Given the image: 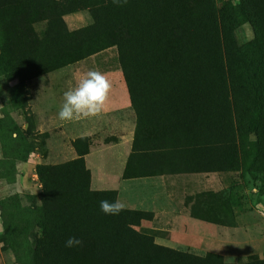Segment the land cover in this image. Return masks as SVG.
<instances>
[{"label":"rangeland","instance_id":"374dc122","mask_svg":"<svg viewBox=\"0 0 264 264\" xmlns=\"http://www.w3.org/2000/svg\"><path fill=\"white\" fill-rule=\"evenodd\" d=\"M94 1L100 0H64L60 6L46 2L41 12L31 2L24 15L16 13V18H23L27 28L31 20L47 15L51 27V18L60 12ZM188 9L191 14L187 16ZM96 15L97 25L102 26L97 29L105 31L102 41L118 42L122 59L130 65L140 130L149 129L151 134L148 142L139 145V150L147 152L136 162L139 175L150 178L126 186L131 190L121 196L130 200V191L134 194L125 209L138 212L140 220L129 228L142 235L149 247L180 255L162 259L158 253H150L148 261L264 264V0H128L124 7L107 0L96 8ZM14 19L0 17V52L7 62L17 56V50L5 49L18 42L14 40L15 25H6ZM192 33L214 35V43L204 54L213 59L211 69L204 68L201 61L197 81L213 82L214 71L221 68L226 96H203V108L199 110L202 118L191 133L187 128L166 129L160 112H166L167 78L175 75L180 79V72L172 71V65L179 64ZM146 62H155L156 66L146 69ZM13 102L15 105L16 99ZM8 118L12 124H0V138L7 141V135L15 133L14 141L19 140L20 146L10 142L12 145L3 148L9 157L0 159V264H37L31 252L39 237V168L70 161V149L67 145H61L58 152L45 148L46 135H33L31 117L22 115L28 123L23 133L12 121L17 118ZM145 122L148 126L142 124ZM105 134L97 132L93 137L113 139ZM167 138L171 150L166 158L159 153ZM85 139L88 143L75 140L72 145L76 155L91 151L88 169L97 172L99 159L106 161L102 169L107 174L118 175L124 164H117L115 157L124 161L126 149L95 147L99 140L93 141L91 148V141ZM30 153L38 156L21 166L18 174L16 161H25ZM80 160L87 169L83 157ZM166 167L168 173L155 178ZM89 170L90 190L114 191L113 181L98 184L96 174L91 182ZM102 200L108 198L91 204L99 213ZM133 244L124 234L117 238V248L123 253L132 250ZM184 255L196 260L189 261ZM123 258L130 264L134 259L138 262L130 252Z\"/></svg>","mask_w":264,"mask_h":264},{"label":"trees","instance_id":"16d2710c","mask_svg":"<svg viewBox=\"0 0 264 264\" xmlns=\"http://www.w3.org/2000/svg\"><path fill=\"white\" fill-rule=\"evenodd\" d=\"M63 1L4 0V2H0V17L15 18L6 21V25H15L14 40L18 41L15 46L5 48L7 51L17 50V56L13 57L12 62H7L4 59V54L0 52V72L8 76H16L22 81L85 58L103 48L115 47L130 107L135 117L133 140L122 176L123 178L145 177L137 172L136 162L138 157L147 151L139 150L138 147L144 141L148 142L151 134H148L149 129L140 130V118L135 109V92L132 91L130 85L131 74L128 71L130 65L127 66L122 59V51L118 42L106 39L109 41L106 44L102 41L105 31L97 29L102 26L97 25L96 8L102 7L107 3V0L86 3L79 8L60 12L51 18V22L54 24L51 27L47 15L31 20L27 24V28L24 27L23 18H16V13L24 15L25 9L28 10V4L31 2L41 12L45 9L46 2L60 6L64 3ZM78 10H86L90 15L91 23L78 31L67 32L61 16ZM190 14V9H188L187 16ZM39 23H43L42 30L35 32L34 26ZM21 26L22 28H20ZM5 37L8 38V35ZM214 41L213 34L192 33L184 47L185 50L179 64L172 65V71L180 72V79L175 75H170L167 78L164 104L166 112L164 109L160 112L166 129L187 128L192 133L193 128L199 125L200 118H202L199 110L201 111L203 108V96H211L210 93L214 97L226 96L225 76L220 71L221 68L219 71H214L213 82L200 84L197 81V72L201 70L198 64L201 61L204 68L211 69L210 65L213 59L206 58L204 54ZM159 62L164 63L163 59H160ZM143 64L146 69L150 70L156 66L155 62ZM215 65L220 67V64L216 62ZM182 77L186 78L182 79ZM145 93L149 94V91L148 93L145 91ZM142 124L148 126L147 122ZM77 140L87 141L85 138ZM167 141L168 138L163 140L160 147L161 153H159L166 158L171 150ZM185 148L186 146L183 145V149ZM85 154L86 152L77 154L75 159L56 166H41L39 168L41 170L39 172L41 204L40 221L36 224L39 237L35 239L34 249L31 252L33 261H36L37 264H124V262L130 264L123 258L130 252L133 257H137L138 262L134 259V264H157L148 261L150 253H158L162 259H165L166 256H180L159 248L149 247L146 242L144 243L145 238L142 235L129 228V226L136 225L137 221L135 220H140L138 212L124 209L119 215L111 216L105 215L102 211L99 213L97 207L91 205L97 199L104 198H108L109 202H114L116 193L110 190L92 191L89 189L88 170L83 167L80 160ZM167 168L162 169L157 175L168 173ZM122 234L134 242L132 250L125 249L124 253L117 248V238ZM69 237L81 239L82 246L66 248L65 241ZM184 256L189 261L196 260L189 255ZM160 264H164V262Z\"/></svg>","mask_w":264,"mask_h":264},{"label":"crops","instance_id":"0c3cea01","mask_svg":"<svg viewBox=\"0 0 264 264\" xmlns=\"http://www.w3.org/2000/svg\"><path fill=\"white\" fill-rule=\"evenodd\" d=\"M61 20L67 32L78 31L91 23L90 15L86 10H78L63 14ZM35 26V32H39L42 30L43 23L36 24ZM112 49H114V53ZM89 70H98L106 74L111 83L109 100L103 112L99 117L86 120L73 122L60 121L57 118V113L63 103L64 92L75 87L79 79ZM15 91L16 97L14 96ZM14 99H16V108L13 104ZM22 115L31 117L33 135H46L44 146L47 149L55 148V152H58L61 145H67L70 149L69 154L71 157L69 159L73 160L77 157L72 145L75 140L79 138H89V141H91L89 147L91 148L94 146L93 141L99 140V146L95 147L126 149L124 161L121 162L120 157H115V162L117 164L120 165L123 163L125 165L124 162L129 154L133 140L135 117L130 107L127 90L117 61L116 48L113 46L103 48L85 58L67 63L22 81L16 76H8L0 72V124L2 125L5 122L11 123L8 116L12 118L16 117L17 119L13 118L12 121L17 126V131L23 133L27 130L28 123L22 119ZM75 127L77 132L75 131ZM97 132L103 133L104 136H106L105 133L107 132L113 136V139L107 140L93 137ZM110 132H113V134ZM14 137L15 133H10V137L7 135V141L0 138L1 160L5 157H9V154L3 152V148L10 146V142L15 139ZM86 142L88 143V141ZM14 143L20 146L19 140L14 141ZM115 153L119 154L118 151H115ZM90 154L91 151L82 156L87 169L89 168L87 163L91 161L88 160ZM37 156L38 153H30L26 156L25 161L17 160V173H20L19 169L21 166L33 162ZM96 162L99 164L97 172L92 173L88 169L91 182L95 174L98 178V184L106 183V181H113L115 184L114 191L116 192V200L119 199L126 204H131V197H134V194L130 191V200L127 197L126 199L128 200H122L121 196L123 194L127 195L128 191L131 190H127L125 187L136 185L137 182H141L142 180L145 181L150 178H123V166L118 175L107 174V172L102 169L106 161L98 159ZM108 162H112V160ZM155 178H162V176L158 175V177Z\"/></svg>","mask_w":264,"mask_h":264},{"label":"clouds","instance_id":"9594fccd","mask_svg":"<svg viewBox=\"0 0 264 264\" xmlns=\"http://www.w3.org/2000/svg\"><path fill=\"white\" fill-rule=\"evenodd\" d=\"M113 5L124 7L128 0H112ZM111 83L106 74L98 70H89L78 81L75 87L63 94V103L57 113L60 121L73 122L99 117L109 100ZM126 205L117 199L114 202L102 200L100 209L105 215H119ZM0 230H3L0 228ZM83 241L69 237L65 241L66 248L82 246Z\"/></svg>","mask_w":264,"mask_h":264}]
</instances>
